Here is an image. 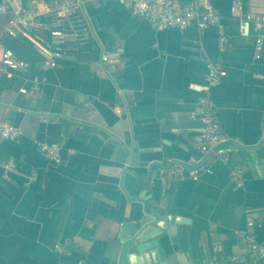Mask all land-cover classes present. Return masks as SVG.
<instances>
[{"label":"crops","instance_id":"0c3cea01","mask_svg":"<svg viewBox=\"0 0 264 264\" xmlns=\"http://www.w3.org/2000/svg\"><path fill=\"white\" fill-rule=\"evenodd\" d=\"M84 1L95 31L89 54H70L44 72L28 38L0 46L30 64L25 75L0 77V122L23 132L0 140V264H121L123 226L145 229L158 212L181 220L156 229L164 264L247 256L250 213L264 243V45L256 59V36H240L231 9L241 4L243 14L263 17L264 0H209L223 18L225 45L215 29L156 31L115 0ZM45 24L37 23L47 42ZM118 49L119 62H102L103 52ZM210 63L227 71L211 96L231 164L210 156L212 176L162 183L160 168L198 154L191 116L200 95L188 86L206 84ZM41 144L59 145L62 163L48 161ZM9 161L17 170L7 174ZM234 167L244 171L242 188L229 177ZM34 171L39 177L29 181Z\"/></svg>","mask_w":264,"mask_h":264},{"label":"built area","instance_id":"2783aa9c","mask_svg":"<svg viewBox=\"0 0 264 264\" xmlns=\"http://www.w3.org/2000/svg\"><path fill=\"white\" fill-rule=\"evenodd\" d=\"M118 4L130 10L135 16L147 20L153 30H186L195 27L203 32L215 29L219 33L221 44L227 43V36L223 18L210 4L209 0H193L188 4H181L176 0H115ZM88 2L84 0H59L39 2L38 0H0V18L7 17L0 26V46L7 40L18 37L28 38L41 50L44 57L42 70L49 72L58 67V60L70 54H89L94 38V28L81 11L85 10ZM231 14L239 17V34L249 39L256 36L255 58L258 59L264 45V16L255 18L243 14V7L237 4L231 9ZM46 20L48 41H43L38 33V21ZM124 50L103 52L101 60L104 64L119 62ZM30 70V64L18 58L10 49H3L0 53V77L13 78L25 75ZM227 78V71L221 63L207 65L206 84L192 83L188 89L200 95L196 108L192 113V122L199 126L193 138L198 154L192 156L185 165H176L159 169V180L165 183L169 176H176L182 180L198 182L203 176L214 174L208 162L209 156L225 165L231 164V150L221 147L227 140L221 132L217 121L218 109L212 99L211 90L220 86ZM33 82L42 81L35 77ZM23 135L21 129L0 122V140L15 141ZM40 149L44 157L56 164L62 163L61 147L56 144H41ZM5 172H15L17 164L13 161L2 164ZM39 173L34 171L29 181H35ZM229 177L237 188L244 187V171L239 167L230 169ZM248 222L246 235L247 256L214 257L206 264H257L264 261V243L258 242L255 234L256 216L252 213ZM215 252L222 251L220 246Z\"/></svg>","mask_w":264,"mask_h":264},{"label":"water","instance_id":"95a60500","mask_svg":"<svg viewBox=\"0 0 264 264\" xmlns=\"http://www.w3.org/2000/svg\"><path fill=\"white\" fill-rule=\"evenodd\" d=\"M237 146H235L236 148ZM210 158V156L208 157ZM207 158V159H208ZM153 222L145 229L134 228L131 232L130 224L123 226L122 240L128 241L123 252L121 264H164L165 256L159 248H155L156 229L168 230L170 224H180L181 220L168 216L163 213H154L151 215ZM128 259L126 257L128 253Z\"/></svg>","mask_w":264,"mask_h":264}]
</instances>
